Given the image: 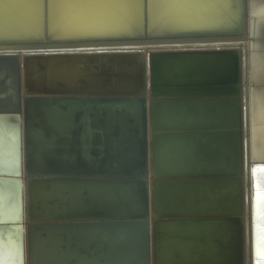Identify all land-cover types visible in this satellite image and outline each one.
<instances>
[{
	"label": "bare ground",
	"instance_id": "obj_1",
	"mask_svg": "<svg viewBox=\"0 0 264 264\" xmlns=\"http://www.w3.org/2000/svg\"><path fill=\"white\" fill-rule=\"evenodd\" d=\"M129 1H125L127 16L136 6ZM104 9L107 7L100 0H50L49 35L57 37L115 26L119 21H110L111 16L105 15ZM40 22L39 0H0V38L37 34ZM260 33L264 41L263 28ZM162 46L169 45H137L148 62L149 96L150 93L233 94L241 102L244 264H264V190L251 194L248 186L246 45L234 39L186 45L195 47L155 48ZM175 49L236 50L156 52ZM30 53L27 50L18 53L21 161L14 123L0 119V171H21L18 175L22 181L21 196L16 185L0 182V219L21 222L12 230H4V239L0 230V264H22V261L23 264H150L145 257L141 231L94 224H32L37 219L82 220L137 216L147 211L153 217L158 211L151 212L146 205L143 182L28 181L29 176L45 177L46 173L52 176L148 173L144 156L145 99L24 100L37 90L102 94L137 93L141 88L142 92L139 56H31ZM252 76L256 80L264 78V57H254ZM12 77L11 66L0 65V108H9L14 103L16 88ZM252 97L253 118L260 121L253 126V151L261 157L264 91H253ZM159 152L164 157L163 151ZM262 174L263 169L256 171L257 178ZM260 181L264 185V180Z\"/></svg>",
	"mask_w": 264,
	"mask_h": 264
},
{
	"label": "water",
	"instance_id": "obj_2",
	"mask_svg": "<svg viewBox=\"0 0 264 264\" xmlns=\"http://www.w3.org/2000/svg\"><path fill=\"white\" fill-rule=\"evenodd\" d=\"M100 1L106 5L104 13L111 16L110 21H119L115 22V26L51 37L48 32L50 0H39L42 22L37 34L0 38V65L11 66L16 88L13 105L0 108V119L14 123L21 161L18 53L23 50L31 52V56L138 55L142 92L141 88L137 93L102 94L37 90L32 92L34 95L25 96L24 100L145 99L144 156L148 173L94 176H52L46 173L45 177L29 176L28 181L143 182L146 205L151 212L158 213L153 217L147 211L137 216H104L82 220L37 219L32 224H94L141 231L145 257L150 264H244L241 216L244 115L241 102L233 94L150 93L149 96L148 62L137 50V45L163 44L169 46L155 48H185L195 47L186 45L196 42L234 39L244 42L248 186L251 194L264 190V185L260 184L264 174L259 178L256 176L258 169L264 170V156L259 157L253 151V126L260 121L253 118L252 97L253 91H264V78L256 80L252 76L254 57H264V41L260 37L261 29H264V0H132L136 6L131 9L130 16L124 13L126 0ZM235 50L175 49L156 52ZM24 89L28 90L26 85ZM159 150L163 151L164 157ZM27 170H30L28 165ZM18 174L21 171H0V182L16 185L21 196L22 181ZM19 224L21 222L0 219V230H3L1 237L4 239V230H12ZM256 225L253 226L255 230Z\"/></svg>",
	"mask_w": 264,
	"mask_h": 264
}]
</instances>
